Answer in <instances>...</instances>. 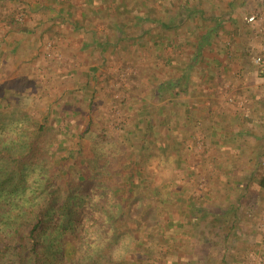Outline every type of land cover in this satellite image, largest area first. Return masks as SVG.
Listing matches in <instances>:
<instances>
[{"label":"rangeland","instance_id":"obj_1","mask_svg":"<svg viewBox=\"0 0 264 264\" xmlns=\"http://www.w3.org/2000/svg\"><path fill=\"white\" fill-rule=\"evenodd\" d=\"M153 7L177 22L196 12L176 32L161 31L159 44L173 40L161 49L150 32ZM262 30L264 0H0V139L45 124L40 143L56 174L84 164L107 170L102 188L88 184L93 205L113 210L121 201L112 195H123L133 171L135 193L152 184L166 199L147 218L153 246L136 217L119 240L106 229L83 236L92 264L149 256L134 250L138 236L153 251L150 264H264V165L252 175L251 163L231 157L226 140L200 123L201 104L212 99L253 120L252 89L229 81L261 75ZM212 105L204 107L217 112ZM91 238L101 244L88 253Z\"/></svg>","mask_w":264,"mask_h":264},{"label":"trees","instance_id":"obj_2","mask_svg":"<svg viewBox=\"0 0 264 264\" xmlns=\"http://www.w3.org/2000/svg\"><path fill=\"white\" fill-rule=\"evenodd\" d=\"M179 7L187 8L185 5ZM152 9L157 16L156 8ZM188 11V17L196 12L190 9ZM197 11L202 13L201 10ZM180 15L182 14L179 13ZM188 17H180L178 22L159 15L155 18L156 26L152 30L150 28V32L154 33L155 41L161 49L162 46L173 43L170 37L163 36L164 42L159 44L161 31L165 33L169 29L172 33L176 32L181 27V20L186 21ZM157 27L159 30H155ZM183 79L180 76L175 81L178 84ZM29 128L31 132L25 134L19 131L14 139H0V264H92L95 259L91 258L93 254L85 255L83 236L88 239L87 234L93 231L97 239L100 232L106 229V237L119 240L125 233H130L128 230L122 231L121 228H125V224H129L135 217L139 220L134 225L144 229V236L150 239L151 245L154 243L151 234H147V218L152 210H156L158 204L162 205L166 201L158 197V186L149 184L148 188H141L135 193L133 178L136 171H133L126 176V190L122 191L123 195H120V191L114 192L115 196L112 195L121 201L113 210L107 209L105 204L93 205L88 201V184L99 182L97 179L107 170L101 166L102 173L93 174L90 166L84 164L74 174L70 173L67 178H62L63 174H56L52 166H48V152L40 143L48 135L47 127L45 124L35 123L29 125ZM80 151L77 153H81ZM72 153L74 152H70L68 157ZM63 172L69 173V169H63ZM101 183L105 182H99V187ZM136 199L142 203L133 208L132 201ZM98 216L100 223L96 224ZM104 218L106 223H102ZM95 226L97 228H90ZM142 240L143 236L132 240L135 243L134 250L138 255L147 251L149 256H128L118 260L120 263L108 259L104 264H150L153 253L149 252L152 250L147 243L143 247ZM90 242L92 244L88 253L100 248L101 243L97 244L95 238H91ZM161 253L160 257L167 259V252ZM145 259L149 262L144 263Z\"/></svg>","mask_w":264,"mask_h":264},{"label":"crops","instance_id":"obj_3","mask_svg":"<svg viewBox=\"0 0 264 264\" xmlns=\"http://www.w3.org/2000/svg\"><path fill=\"white\" fill-rule=\"evenodd\" d=\"M215 16L219 17L220 13L215 12ZM241 54L242 53L237 55L240 56ZM216 63H218V60H216ZM262 75L263 74L260 75L258 73L256 75L251 74L250 76H246V79H238V77H235L233 80L229 81L230 85L233 84L232 86L234 87V89L237 85L239 86L242 84L249 85L248 87L252 89L249 92V97L250 99L253 96L256 97H253L254 99L249 101V110L252 109L251 117L253 118V120L245 119L244 115L238 112V110H245H243L239 106H234L235 110H232V108H234L233 106L232 108L227 107L218 110V105L213 99L211 102L206 100V102L201 104L203 110L201 111L200 115V123H203V127L206 126L205 128L211 127L213 134L216 137L218 136L215 141L218 140L219 143L222 144L223 141L226 140L224 142V144L226 145V153L228 152L231 157H233L232 154L241 156L240 160H242L245 164L251 163L250 166H252V175H256L258 173L257 171L259 170L261 171V166L264 165V107H262V105H264V86L257 88V84L262 85L264 83V76ZM251 83L254 84V86L251 87ZM239 97L241 98V96ZM232 101L234 100L232 99ZM211 103H213V105H216H214L213 109H217V112L216 110H213L211 112L212 107H204L205 104L211 105ZM243 104L245 107L246 103ZM205 110H208L209 113H212V117L214 118L212 123L207 120L208 118L206 117V115H208L209 113ZM222 138L224 139L223 141ZM261 184V186H264V179L262 180Z\"/></svg>","mask_w":264,"mask_h":264},{"label":"built area","instance_id":"obj_4","mask_svg":"<svg viewBox=\"0 0 264 264\" xmlns=\"http://www.w3.org/2000/svg\"><path fill=\"white\" fill-rule=\"evenodd\" d=\"M255 20H256V17L254 15L248 17L249 22H254ZM262 32L264 33V30H262ZM255 63L258 67V71L261 74H264V52L262 53V55L257 56L255 58ZM243 103H245V100H242L241 105H243Z\"/></svg>","mask_w":264,"mask_h":264}]
</instances>
